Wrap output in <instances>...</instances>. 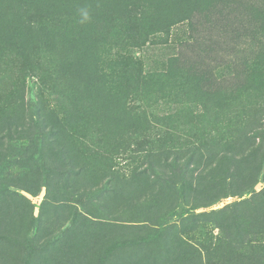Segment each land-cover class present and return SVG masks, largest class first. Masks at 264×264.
I'll use <instances>...</instances> for the list:
<instances>
[{
	"label": "rangeland",
	"instance_id": "obj_1",
	"mask_svg": "<svg viewBox=\"0 0 264 264\" xmlns=\"http://www.w3.org/2000/svg\"><path fill=\"white\" fill-rule=\"evenodd\" d=\"M1 1L0 264H264V55L244 11L161 0V20L188 21L134 51L146 72L182 64L134 86L112 66L131 43L91 35L131 0H36L72 13L64 34L9 25ZM33 84L50 88L46 127Z\"/></svg>",
	"mask_w": 264,
	"mask_h": 264
},
{
	"label": "trees",
	"instance_id": "obj_2",
	"mask_svg": "<svg viewBox=\"0 0 264 264\" xmlns=\"http://www.w3.org/2000/svg\"><path fill=\"white\" fill-rule=\"evenodd\" d=\"M69 1V0H68ZM65 0H50L51 7H45L43 9H64L69 12H73L71 8H64L61 5L69 6L70 5ZM132 4L130 6L127 5V2L122 7V10L119 12H115L112 10L110 14L107 12L103 18H101V30L97 34L91 33L95 37H120V40H123V43H131L125 44L128 46L127 51L124 53L116 54L113 59V71L116 69L123 71V74H127L132 79L133 76H136V79L127 81L130 85H145L150 86L151 81H157V78L165 77L170 69H172L173 64H177L180 61V58L177 56L171 60V64L165 69L158 72H146L144 68H147L143 63L140 57L136 56V50L142 49L146 43L150 35L155 37L158 34L165 33L171 27L179 24L183 21H188L187 18L176 19L172 14L169 15L166 19H160V15L163 13V7L161 0H131ZM217 1V0H216ZM223 10L226 11L225 8L233 5L239 10L244 11V16H237L235 22L246 26V31L241 32L242 37L249 38L250 42H252L250 53L255 55L256 59L262 57L264 55V0H218ZM5 8L3 12L8 14L9 25H19V30L29 33V30H37V31H45L50 34H60L64 32H69V29L75 30L74 28H78L79 24H71L72 13L69 12H43L42 10H36L35 7L37 5L36 0H2ZM176 2V6H185V0H173L172 3ZM213 1L211 0H189L188 7L189 10L187 12L191 13L195 10L204 11L208 5H211ZM30 3V4H28ZM197 6L203 7L201 9H192ZM137 9H140V12H137ZM185 9V8H184ZM74 13V12H73ZM71 14V15H70ZM179 15V14H177ZM85 18V17H84ZM173 20L172 22H170ZM77 23L87 22L88 19H82L79 17L75 20ZM170 22V23H169ZM116 23V25H115ZM25 26V27H24ZM94 27V26H93ZM240 31H243L241 28ZM99 36H97V35ZM16 40V37L14 38ZM108 39V38H107ZM146 42V43H145ZM182 48H186L191 46L188 43L181 44ZM262 55V56H261ZM112 61V60H111ZM225 64H223L224 66ZM257 65V64H255ZM220 67V66H219ZM217 67V68H219ZM174 68V65H173ZM263 68V66L258 65V69ZM127 70V72H124ZM106 76H100L97 74L99 80H106ZM125 79L124 76H121ZM72 82V81H71ZM106 82V81H105ZM50 94V88H44L37 86V84H33L30 92V104L32 107V111L36 116V125L46 127V120H44V112L48 110L49 102L46 101V96ZM177 162V158L174 159L173 164L169 162L166 158L162 164L167 169H175V163ZM145 164L147 166V170L144 173L150 172L154 175H166L165 171L160 169L159 164L154 163L152 156H149L145 159ZM177 169V168H176ZM189 203V202H188ZM188 205V204H187ZM199 208V207H197ZM197 208H191L187 210V213H191V211L196 210ZM186 213V212H185ZM152 233L150 232L147 235V239L150 240ZM145 238V237H143Z\"/></svg>",
	"mask_w": 264,
	"mask_h": 264
}]
</instances>
